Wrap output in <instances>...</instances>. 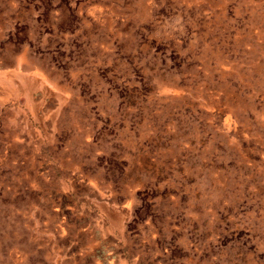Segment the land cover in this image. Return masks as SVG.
<instances>
[{
	"label": "rangeland",
	"instance_id": "rangeland-1",
	"mask_svg": "<svg viewBox=\"0 0 264 264\" xmlns=\"http://www.w3.org/2000/svg\"><path fill=\"white\" fill-rule=\"evenodd\" d=\"M0 264H264V0H0Z\"/></svg>",
	"mask_w": 264,
	"mask_h": 264
}]
</instances>
